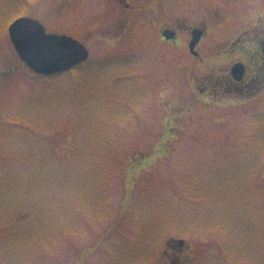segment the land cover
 <instances>
[{"label":"trees","instance_id":"16d2710c","mask_svg":"<svg viewBox=\"0 0 264 264\" xmlns=\"http://www.w3.org/2000/svg\"><path fill=\"white\" fill-rule=\"evenodd\" d=\"M108 64L88 61L62 75L31 79L0 121V264H50L68 238L116 222L114 189L118 173L127 171L125 162L138 155L131 139L142 126L144 97L128 63ZM225 82L222 87L218 81L215 88L233 91L234 85ZM247 130L239 141L253 138L252 147L237 158L214 156L222 148L228 150L221 143H195L200 147L175 153L169 185L152 183L137 197L131 195L128 236L157 225L161 234L153 250L165 237L178 235L187 247L202 249L196 256L204 252L205 258L215 255L231 264H260L249 253L232 252L239 243L231 227L235 217L245 220L250 236L259 224V254L264 255L260 198L245 185L253 177L252 151L263 137L264 119L249 120ZM64 147L70 150L58 155L56 150ZM213 156L214 162L206 160ZM183 168L191 174L181 175ZM123 190L124 200L125 186ZM177 256L172 246L162 255L170 264L206 263L190 254L184 261Z\"/></svg>","mask_w":264,"mask_h":264},{"label":"rangeland","instance_id":"374dc122","mask_svg":"<svg viewBox=\"0 0 264 264\" xmlns=\"http://www.w3.org/2000/svg\"><path fill=\"white\" fill-rule=\"evenodd\" d=\"M15 1L0 0V21L20 12ZM21 14L37 20L48 32H62L81 42L88 49L90 61H108V67L111 60L121 65L128 63L144 97L143 111L139 113L142 126L131 139L133 152L138 155L134 158L129 154L127 171L118 173L114 189L112 211L116 222L100 223L83 237L68 238L55 251L50 264H170L162 255L169 251L167 241L177 240L178 235L165 237L154 250L161 234L157 225L143 228L142 233L137 231L132 238L128 236L129 193L137 197L152 183L169 185L175 153L200 147L195 143L227 145L228 150L222 148L218 151L221 154L214 156L237 158L246 149L249 153L253 138H239L244 137L249 120L264 119V82L260 81L254 94L247 91L243 95L221 92L215 82L226 78L236 62L246 65L248 77L253 75L249 56L254 49L251 43H244L249 39L264 42V0H35L29 4L24 0ZM194 27L205 33L195 48L198 58L191 56L187 48V29ZM164 28L176 31L175 42L161 40ZM18 62L6 33L0 34V73L12 71L0 74V121L5 120L22 86L33 78L22 66L16 68ZM115 78L116 75L112 80ZM239 131L243 135H237ZM263 137L257 140L258 149L252 151L255 168L249 185H245L260 198L258 206L264 220ZM67 148H59L56 153L64 155ZM214 156L206 160L214 162ZM185 172L183 168L180 174L190 173ZM258 225L250 236L245 220L238 222L234 217L231 227L239 243L234 244L232 252L249 253L262 263L264 255L259 253L263 242ZM187 245L188 242L180 250L177 243L173 246L183 261L190 254L196 261L205 260V264H231L228 259L205 258L196 244L191 248ZM152 250L156 252L149 259ZM198 251L201 252L196 256Z\"/></svg>","mask_w":264,"mask_h":264},{"label":"water","instance_id":"95a60500","mask_svg":"<svg viewBox=\"0 0 264 264\" xmlns=\"http://www.w3.org/2000/svg\"><path fill=\"white\" fill-rule=\"evenodd\" d=\"M8 35L20 61L38 76L68 72L88 58V52L81 43L65 35L47 34L41 24L32 19L15 20L8 27ZM162 35L167 41L174 38V33L170 31H164ZM191 36L189 51L196 55L193 49L200 40L201 32L194 30ZM230 73L234 80L240 81L244 67L236 64Z\"/></svg>","mask_w":264,"mask_h":264},{"label":"flooded vegetation","instance_id":"af4514ba","mask_svg":"<svg viewBox=\"0 0 264 264\" xmlns=\"http://www.w3.org/2000/svg\"><path fill=\"white\" fill-rule=\"evenodd\" d=\"M17 1H18V0H17ZM20 1H21V0H19L18 3H21ZM20 5H21V4H20ZM164 29H165V28H164ZM190 29H191V28L187 29V31L190 32ZM258 41H259V40H258ZM237 42H239V41H237ZM255 42H256V40H255ZM258 45L264 47V42H260V41H259V42H258ZM248 73H249V70H248V68L246 67L245 78H244V80L238 85V86H241V87H240V91H242V90H244V89H245V91H250V90H252L253 87L255 86L254 81H252L251 79L248 78Z\"/></svg>","mask_w":264,"mask_h":264}]
</instances>
